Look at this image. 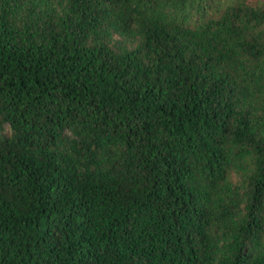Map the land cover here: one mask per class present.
Masks as SVG:
<instances>
[{
	"label": "trees",
	"instance_id": "1",
	"mask_svg": "<svg viewBox=\"0 0 264 264\" xmlns=\"http://www.w3.org/2000/svg\"><path fill=\"white\" fill-rule=\"evenodd\" d=\"M0 264H264V0H0Z\"/></svg>",
	"mask_w": 264,
	"mask_h": 264
}]
</instances>
